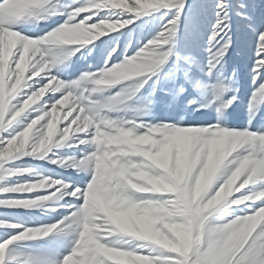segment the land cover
Segmentation results:
<instances>
[{
  "label": "snow or ice",
  "instance_id": "6c2138e0",
  "mask_svg": "<svg viewBox=\"0 0 264 264\" xmlns=\"http://www.w3.org/2000/svg\"><path fill=\"white\" fill-rule=\"evenodd\" d=\"M0 264H264V0H0Z\"/></svg>",
  "mask_w": 264,
  "mask_h": 264
}]
</instances>
